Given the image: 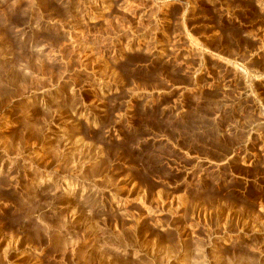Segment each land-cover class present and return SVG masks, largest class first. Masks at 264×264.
Wrapping results in <instances>:
<instances>
[{"label":"rangeland","instance_id":"1","mask_svg":"<svg viewBox=\"0 0 264 264\" xmlns=\"http://www.w3.org/2000/svg\"><path fill=\"white\" fill-rule=\"evenodd\" d=\"M0 264H264V0H0Z\"/></svg>","mask_w":264,"mask_h":264}]
</instances>
